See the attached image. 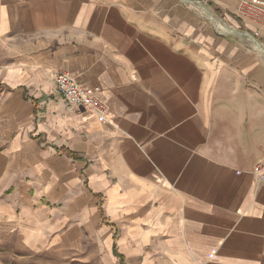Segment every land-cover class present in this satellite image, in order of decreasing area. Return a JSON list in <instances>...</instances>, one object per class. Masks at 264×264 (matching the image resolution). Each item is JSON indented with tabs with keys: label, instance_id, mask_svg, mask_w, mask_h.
Returning <instances> with one entry per match:
<instances>
[{
	"label": "crops",
	"instance_id": "crops-1",
	"mask_svg": "<svg viewBox=\"0 0 264 264\" xmlns=\"http://www.w3.org/2000/svg\"><path fill=\"white\" fill-rule=\"evenodd\" d=\"M239 1L0 0V264H264V37Z\"/></svg>",
	"mask_w": 264,
	"mask_h": 264
},
{
	"label": "built area",
	"instance_id": "built-area-1",
	"mask_svg": "<svg viewBox=\"0 0 264 264\" xmlns=\"http://www.w3.org/2000/svg\"><path fill=\"white\" fill-rule=\"evenodd\" d=\"M194 2L209 20L216 21L212 14L206 12L201 0H194ZM234 13L238 18L250 21L256 26L251 32H242L244 36L252 41L264 37V0H240L235 7ZM219 29L230 31L229 28L222 26H219ZM55 81L58 92L64 100L70 104L85 106L97 113L102 120H106V104L89 87L79 83L67 72L57 73ZM252 171L260 180L264 181V157L254 164Z\"/></svg>",
	"mask_w": 264,
	"mask_h": 264
},
{
	"label": "rangeland",
	"instance_id": "rangeland-1",
	"mask_svg": "<svg viewBox=\"0 0 264 264\" xmlns=\"http://www.w3.org/2000/svg\"><path fill=\"white\" fill-rule=\"evenodd\" d=\"M196 6V5H195ZM197 7H198V5H197ZM199 9H200V7H198Z\"/></svg>",
	"mask_w": 264,
	"mask_h": 264
}]
</instances>
